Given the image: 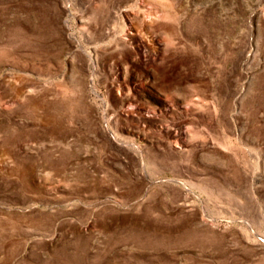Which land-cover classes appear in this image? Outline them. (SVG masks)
Here are the masks:
<instances>
[{"label": "rangeland", "instance_id": "1", "mask_svg": "<svg viewBox=\"0 0 264 264\" xmlns=\"http://www.w3.org/2000/svg\"><path fill=\"white\" fill-rule=\"evenodd\" d=\"M0 264H264V0H0Z\"/></svg>", "mask_w": 264, "mask_h": 264}]
</instances>
